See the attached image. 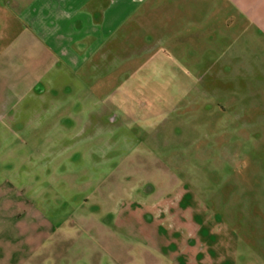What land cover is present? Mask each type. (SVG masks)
<instances>
[{"label": "rangeland", "instance_id": "obj_1", "mask_svg": "<svg viewBox=\"0 0 264 264\" xmlns=\"http://www.w3.org/2000/svg\"><path fill=\"white\" fill-rule=\"evenodd\" d=\"M124 1L106 55L9 89L0 228L71 264H264V76L211 26L226 0Z\"/></svg>", "mask_w": 264, "mask_h": 264}, {"label": "crops", "instance_id": "obj_2", "mask_svg": "<svg viewBox=\"0 0 264 264\" xmlns=\"http://www.w3.org/2000/svg\"><path fill=\"white\" fill-rule=\"evenodd\" d=\"M125 3L124 0H0V78L5 77L0 81V91L5 92L0 93V115L5 117L9 113L13 102L8 91L18 83L32 86L43 77L86 68L87 62L95 60L98 53L106 55L110 48L107 37L120 27L130 11ZM217 8L219 20L211 26L221 30L231 48L244 44L249 50L241 54L249 63L237 69L238 73L243 75L249 70L255 80L262 82L258 76L259 73L264 76V0H226ZM215 41L206 39L204 43ZM227 51L223 55L230 49ZM3 196L5 202L15 201L12 191ZM38 226L23 224L17 231L0 228V264H71L48 260L50 255L58 258L64 246L47 247L46 254H35L49 239L48 229Z\"/></svg>", "mask_w": 264, "mask_h": 264}]
</instances>
